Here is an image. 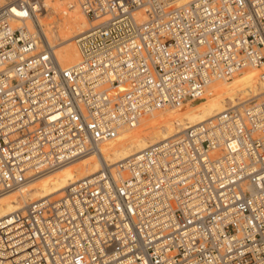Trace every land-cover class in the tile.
I'll return each instance as SVG.
<instances>
[{"label":"built area","instance_id":"built-area-1","mask_svg":"<svg viewBox=\"0 0 264 264\" xmlns=\"http://www.w3.org/2000/svg\"><path fill=\"white\" fill-rule=\"evenodd\" d=\"M61 64L32 0L0 8V195L124 126L264 68V0H76ZM259 79L264 80V69ZM0 220V264H264V95Z\"/></svg>","mask_w":264,"mask_h":264},{"label":"bare ground","instance_id":"bare-ground-1","mask_svg":"<svg viewBox=\"0 0 264 264\" xmlns=\"http://www.w3.org/2000/svg\"><path fill=\"white\" fill-rule=\"evenodd\" d=\"M12 1L0 0V8ZM32 1L35 17L26 22L17 21L16 24H26L31 30L38 27L54 47L61 64L81 62L82 55L75 39L89 28L90 22L77 1L66 3L57 13L55 10L60 0H43L41 7L44 6V11L40 1ZM174 1L181 4L187 0ZM51 10L55 15H48ZM263 69L247 68L230 79L214 80L201 95L188 98L180 105L153 111L134 125L124 126L116 136L100 145L102 155L91 153L80 157L29 180L20 190L0 195V220L7 219L6 224L10 225L13 222L10 216L23 212L29 204L44 198L62 197L74 183L100 172L104 165L101 156L109 166H114L194 126L205 124L210 132H217L219 128L214 127L225 110L237 105L242 98L264 95V80L259 79ZM144 121L148 122V126L142 129L140 125Z\"/></svg>","mask_w":264,"mask_h":264},{"label":"rangeland","instance_id":"rangeland-1","mask_svg":"<svg viewBox=\"0 0 264 264\" xmlns=\"http://www.w3.org/2000/svg\"><path fill=\"white\" fill-rule=\"evenodd\" d=\"M34 1H36V2L38 1V3H39V1H40V2H41V3H40V7H41V4H43V3H42L43 0H34ZM72 1H74V0H60V1L58 2L60 5H59V7L55 10V13H57L58 11H60V10H61L60 8H61L62 6H64L66 3L69 4V3L72 2ZM181 4H182V3H181ZM43 5H44V4H43ZM76 7H77V6H76ZM43 9H44V6L41 7V10H42V11L45 10V9H44V10H43ZM53 10H54V9H53ZM55 13L51 10V12H50L48 15H49V16H52V15H55ZM87 26H88V25H87ZM258 74H260V71H259V70H258ZM148 119H149V118H148ZM143 123H145V124H143ZM143 123L140 125L141 128H142V127L145 128V126H146V127L148 126V122H147V121H144ZM143 125H144V126H143ZM138 128H139V127H138ZM143 128H142V129H143ZM17 193H18V192H17ZM17 193H16V194H17ZM56 197H57V196H56ZM56 197H55V198H56ZM55 198H54V199H55Z\"/></svg>","mask_w":264,"mask_h":264}]
</instances>
